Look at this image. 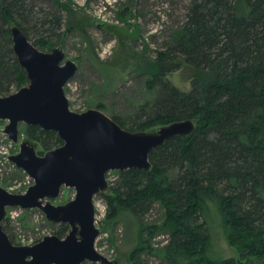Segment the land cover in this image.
<instances>
[{
    "label": "trees",
    "instance_id": "trees-1",
    "mask_svg": "<svg viewBox=\"0 0 264 264\" xmlns=\"http://www.w3.org/2000/svg\"><path fill=\"white\" fill-rule=\"evenodd\" d=\"M63 22L60 12L36 11L27 0H0V96L28 82L10 27H20L30 41L33 34L32 43L49 51L60 44ZM178 69L188 70L189 90L168 79ZM138 71L149 77L150 90L157 89L155 97L112 119L129 131L187 118L195 127L154 148L149 171H117L110 189L100 193L107 217L125 218L129 241H136L130 260L144 264L140 255L154 253L164 264H264V0H190L181 23ZM24 133L40 144L38 154L61 144L55 131L38 125H24ZM156 203L162 222L143 223ZM2 228L13 242L6 217ZM216 229L239 261L210 254ZM159 230L167 239L155 250L150 238ZM66 231L62 223L56 233Z\"/></svg>",
    "mask_w": 264,
    "mask_h": 264
},
{
    "label": "water",
    "instance_id": "water-1",
    "mask_svg": "<svg viewBox=\"0 0 264 264\" xmlns=\"http://www.w3.org/2000/svg\"><path fill=\"white\" fill-rule=\"evenodd\" d=\"M12 49L24 70L27 84L0 96V120L15 143L19 125H38L55 131L61 144L38 154L37 144L28 137L19 142V151L10 161L33 182L23 193L0 186V264H119L95 247L100 230L96 226L94 196L110 189L109 171H149L150 152L176 136H187L195 127L191 118L172 121L153 130L129 131L98 108L77 112L70 109L64 86L78 66L66 59L61 44L49 51L38 49L20 27H10ZM62 186L75 190L63 204L58 197ZM7 207L38 208L53 223H66L68 232L60 237L45 235L30 245L11 242L2 228Z\"/></svg>",
    "mask_w": 264,
    "mask_h": 264
},
{
    "label": "rangeland",
    "instance_id": "rangeland-1",
    "mask_svg": "<svg viewBox=\"0 0 264 264\" xmlns=\"http://www.w3.org/2000/svg\"><path fill=\"white\" fill-rule=\"evenodd\" d=\"M27 1L36 11H57L64 17L58 44L63 46L66 59L73 60L78 66L64 86L70 109L81 112L98 108L108 116H122L155 97L157 89L148 88L149 77L139 73V65L154 58L156 51L168 40L171 28L183 20L190 0ZM29 37L33 42V34ZM97 61L114 68L98 69ZM103 77L111 88L105 85ZM167 77L182 90L191 87L188 70L178 69ZM16 90L12 87L11 93ZM6 123L7 120H0V186L12 193H23L33 180L6 158L19 151V144L10 141L3 133ZM19 128L21 140L26 136L24 124ZM36 150H42L39 143ZM117 177V170L106 175L109 184ZM74 195V188L62 186L58 197L50 201L63 204ZM93 201L96 226L100 230L95 241L96 249L119 264H133L130 253L136 241H129L125 218L109 219L105 199L100 194L94 196ZM162 213V207L156 203L142 222L159 225L163 220ZM6 218L13 243L17 245H30L45 235H57L62 224L50 222L38 208L7 207ZM212 236L210 254L214 258L240 260L237 249L227 242L220 229L214 230ZM166 239L167 234L159 230L150 238V245L157 250ZM140 258L144 264H164L163 259L154 253H142ZM84 264L99 263L86 261Z\"/></svg>",
    "mask_w": 264,
    "mask_h": 264
},
{
    "label": "built area",
    "instance_id": "built-area-1",
    "mask_svg": "<svg viewBox=\"0 0 264 264\" xmlns=\"http://www.w3.org/2000/svg\"><path fill=\"white\" fill-rule=\"evenodd\" d=\"M3 133L6 134L5 131H4V129H3ZM6 136H7V134H6ZM7 137H8V136H7ZM8 139H9V138H8ZM9 140L12 141L11 139H9ZM12 142H13V141H12ZM9 157H10V155H9V156H6V158L10 161ZM29 178H30V177H29Z\"/></svg>",
    "mask_w": 264,
    "mask_h": 264
},
{
    "label": "flooded vegetation",
    "instance_id": "flooded-vegetation-1",
    "mask_svg": "<svg viewBox=\"0 0 264 264\" xmlns=\"http://www.w3.org/2000/svg\"><path fill=\"white\" fill-rule=\"evenodd\" d=\"M19 127H20V125H19ZM26 137V136H25ZM63 224H66V223H63ZM67 225V224H66ZM68 226V225H67ZM69 228V227H68ZM68 232V231H67ZM12 242V241H11ZM13 243V242H12Z\"/></svg>",
    "mask_w": 264,
    "mask_h": 264
}]
</instances>
